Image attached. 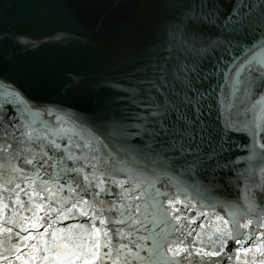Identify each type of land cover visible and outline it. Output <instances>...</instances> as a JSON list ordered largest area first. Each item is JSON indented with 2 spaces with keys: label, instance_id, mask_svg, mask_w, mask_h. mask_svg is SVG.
Here are the masks:
<instances>
[{
  "label": "water",
  "instance_id": "1",
  "mask_svg": "<svg viewBox=\"0 0 264 264\" xmlns=\"http://www.w3.org/2000/svg\"><path fill=\"white\" fill-rule=\"evenodd\" d=\"M238 3L252 6V12L260 14L256 0ZM248 6L240 11L248 13ZM232 7L230 0H223L220 10L228 13ZM171 14L172 9L161 0H0V91L9 88L21 93L31 106V115L25 119L34 120L40 131L45 126L83 129L87 135L85 117L135 112L128 97L111 83L133 73L154 28ZM252 45L254 49L247 51ZM253 55L264 58L260 30L250 34L244 50L210 53L203 69L205 75L211 73L205 87L214 90L217 101L211 119L227 117L228 111L220 103L225 96L234 105L229 111L237 131L223 161L230 168L218 170L217 178L209 184L178 172L153 173L151 165L141 175L144 162L133 164L117 176L118 180L131 181L125 185L132 198L126 202L123 225H103L95 217L80 215V209H72L75 194L67 186L54 197L47 193L34 197L37 204L43 201L44 210L29 211L35 205L25 193H31L39 181L32 186L25 183V174L32 176L31 169L14 172L13 166L23 167L22 161L11 151L0 152V264H23L32 256L34 264H57L61 241L79 236L82 243L91 244L87 232L92 224L122 231L123 238L113 236V247L128 246L120 250V260L126 258L128 264H264V200L259 195L264 187V89L246 90L247 82L258 76L255 61L245 64V57ZM237 69H241L239 79L244 83L232 98ZM9 99L12 109L19 111L15 100ZM67 139L64 136L58 142ZM16 184L24 189L18 198ZM56 187L59 185L53 191ZM137 196L140 199H135ZM171 198L180 201L175 205L180 209L179 221L164 212L163 205ZM188 203L191 208L185 209ZM168 244L188 248L193 256L185 260L181 257L186 253H182L173 260L172 254L166 253ZM197 251H219L222 255L201 258L195 256ZM137 254L140 258H134Z\"/></svg>",
  "mask_w": 264,
  "mask_h": 264
},
{
  "label": "snow or ice",
  "instance_id": "2",
  "mask_svg": "<svg viewBox=\"0 0 264 264\" xmlns=\"http://www.w3.org/2000/svg\"><path fill=\"white\" fill-rule=\"evenodd\" d=\"M222 2L161 0L172 9V14L154 28L149 45L133 73L111 83L113 88L128 97L135 112L85 117L83 119L89 124L87 135L83 129L75 131L45 126V130L40 131L34 127V120L25 119V115H31V106L26 104L21 93L9 88L0 91V97H3V103H0V152L11 151L16 160L22 161L23 167L13 166L14 172L25 173L26 168L31 169L32 176L25 174V183L32 186L39 181L31 193H25L35 205L29 211L44 210L43 201L37 204L34 197L41 193L54 197L67 186L69 192L75 194L72 209H80V215L95 217L103 225H123L126 202L132 198L125 185L131 181L118 180L117 176L131 169L133 164L144 162L141 175L151 165L153 173L157 170L178 172L197 183L207 180L209 184L217 178L218 170L230 168V164L223 161L232 147V135L237 131L229 111L234 105L225 96L220 103L228 111L227 117L211 119L217 101L214 90L205 87L211 73L205 75L203 69L210 53L244 50L250 34L257 30H260V46L264 47V0H256L255 6L261 9L259 15L252 12V6L238 3V0H230L233 7L228 13L221 12ZM244 6H248V13L240 11ZM254 47L252 45L247 51L251 52ZM253 61L259 66L256 69L258 76L247 82L246 90L264 89V58L245 57L246 65ZM240 71L237 69L233 77L232 98L240 91L239 85L244 83L239 79ZM249 74L252 75L251 70ZM9 97L15 100L19 111L12 109ZM76 119L82 118L77 116ZM64 136L68 139L58 142ZM74 136L78 139L73 140ZM50 169L58 171L50 172ZM60 180L64 183L60 184ZM55 185L59 187L53 191ZM16 189L18 198L24 189L20 184H16ZM259 195L264 200V187ZM89 196L90 200L85 199ZM44 199L47 200V196ZM17 203H21L19 199ZM178 203L180 201L171 198L163 205L164 212L177 221L181 219L180 209L175 207ZM184 207L190 209L191 204ZM135 211L139 212V207ZM91 229L87 232L90 245L87 241L82 243L83 238L79 236L61 241L58 245L61 250L56 253L57 264H104V261L128 264L126 258L120 260V250L128 246L113 247L114 235L123 238L119 228L113 232L92 224ZM6 231L11 233L12 229ZM16 235L20 234L17 232ZM101 238L105 241L103 244ZM166 253H171L173 260L182 253H186L181 257L185 260L193 256L190 249L171 244H168ZM220 255L219 251L195 253L201 258ZM20 258L18 255L17 259ZM134 258H140L139 254ZM34 262L35 256H32L23 264Z\"/></svg>",
  "mask_w": 264,
  "mask_h": 264
}]
</instances>
